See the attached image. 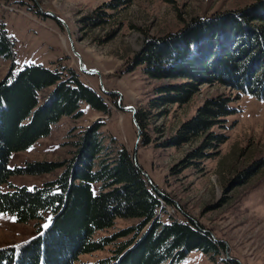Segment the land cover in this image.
<instances>
[{
    "label": "trees",
    "instance_id": "16d2710c",
    "mask_svg": "<svg viewBox=\"0 0 264 264\" xmlns=\"http://www.w3.org/2000/svg\"><path fill=\"white\" fill-rule=\"evenodd\" d=\"M129 1L108 0L103 5L116 8ZM85 18L95 23L100 17ZM0 58L11 61L0 79V214H10L18 223L45 219L26 240L0 248V264H181L193 250L210 260L219 254L222 243L189 219H161L162 201L168 202L167 198L113 136L107 138L109 146L103 144L100 119L74 135L69 158L11 168L13 152L46 136L62 116H80L81 102L108 114L106 97L116 106L120 101L112 98V91L104 97L69 67L28 62L14 70V39L3 23ZM137 65L147 77L178 79L157 85L152 105L186 102L201 82H217L235 91L232 96L216 94L206 100L165 141L178 145L202 136L201 146L187 157H203L201 147L224 141L220 133L212 134L209 129L223 126L233 112L229 105L233 97L243 93L264 98V0L192 16L176 30L145 37L126 69ZM133 118L140 124L138 112ZM56 168H61L57 175L39 186L9 182L14 174H40ZM116 218L137 221L111 235L94 237ZM116 238L123 239L106 258L79 260L80 255L100 250ZM218 264L236 263L221 259Z\"/></svg>",
    "mask_w": 264,
    "mask_h": 264
},
{
    "label": "rangeland",
    "instance_id": "374dc122",
    "mask_svg": "<svg viewBox=\"0 0 264 264\" xmlns=\"http://www.w3.org/2000/svg\"><path fill=\"white\" fill-rule=\"evenodd\" d=\"M106 1L0 0V23L14 39V70L28 62L69 67L104 97L112 91V98L120 101L116 106L106 97L108 114L81 102L80 116H62L46 136L13 152L9 166L69 158L74 135L100 119L103 144L109 146L107 138L113 136L130 155L134 152L146 177L167 198L168 202L161 200V219H189L223 245L213 260L193 250L181 264H218L221 259L236 264H264V98L243 93L233 97L229 102L233 112L225 117L223 126L209 129L212 134L220 133L224 141L201 147L203 157H187L201 146L202 136L178 145L165 141L195 114L199 105L216 94L232 96L235 91L217 82H201L186 102L152 105L154 88L178 79L147 77L138 65L126 69L145 37L176 30L192 16H208L253 0H130L116 8L104 6ZM45 10L52 14L44 13ZM98 12L100 15H96ZM89 15L100 18L90 23L85 18ZM56 16L64 20L68 30ZM79 59L81 67H94L98 72L80 70ZM10 62L0 58V79ZM124 105H131L133 111L122 109ZM135 112L141 118L140 124L133 118ZM60 170L14 174L9 182L14 186H39ZM3 189H8L7 185ZM12 218L10 214H0V248L26 240L35 233L37 225L45 223V219L18 223ZM136 221L116 218L111 227L97 231L94 237L111 235ZM121 239L82 254L79 260L94 262L106 258Z\"/></svg>",
    "mask_w": 264,
    "mask_h": 264
},
{
    "label": "water",
    "instance_id": "95a60500",
    "mask_svg": "<svg viewBox=\"0 0 264 264\" xmlns=\"http://www.w3.org/2000/svg\"><path fill=\"white\" fill-rule=\"evenodd\" d=\"M44 13H49V14H52V12L51 11H49V10H45L44 11ZM57 17V16H56ZM57 19L60 21V22H62V24L65 26V28L67 29V25L65 24V22H64V20L62 19V18H60V17H57ZM68 30V29H67ZM73 52L77 55V56H79L78 55V53L75 51V50H73ZM81 62H80V59L78 60V64H79V68H80V70H82L83 72H98L97 71V69L96 68H94V67H81V64H80ZM101 88H102V86H101ZM103 89V88H102ZM122 109H124V110H131V111H133V109H132V107H131V105H124V106H122ZM131 159H132V161H133V164L136 166V167H138V165H137V162H136V158H135V155H134V152L132 153V155H131ZM144 175H145V173H144V171L142 170V169H140V168H138ZM236 262H238L237 260H235ZM239 263V262H238Z\"/></svg>",
    "mask_w": 264,
    "mask_h": 264
},
{
    "label": "snow or ice",
    "instance_id": "6c2138e0",
    "mask_svg": "<svg viewBox=\"0 0 264 264\" xmlns=\"http://www.w3.org/2000/svg\"><path fill=\"white\" fill-rule=\"evenodd\" d=\"M12 219H13V221H15V217H13ZM45 227H47V225H45Z\"/></svg>",
    "mask_w": 264,
    "mask_h": 264
},
{
    "label": "bare ground",
    "instance_id": "6f19581e",
    "mask_svg": "<svg viewBox=\"0 0 264 264\" xmlns=\"http://www.w3.org/2000/svg\"><path fill=\"white\" fill-rule=\"evenodd\" d=\"M94 73V72H93Z\"/></svg>",
    "mask_w": 264,
    "mask_h": 264
}]
</instances>
